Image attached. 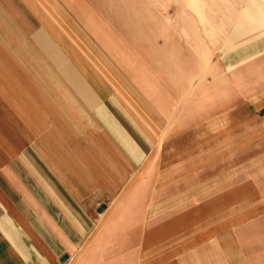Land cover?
Listing matches in <instances>:
<instances>
[{
    "label": "crops",
    "instance_id": "0c3cea01",
    "mask_svg": "<svg viewBox=\"0 0 264 264\" xmlns=\"http://www.w3.org/2000/svg\"><path fill=\"white\" fill-rule=\"evenodd\" d=\"M0 264H264V0H0Z\"/></svg>",
    "mask_w": 264,
    "mask_h": 264
},
{
    "label": "rangeland",
    "instance_id": "374dc122",
    "mask_svg": "<svg viewBox=\"0 0 264 264\" xmlns=\"http://www.w3.org/2000/svg\"><path fill=\"white\" fill-rule=\"evenodd\" d=\"M219 167V159H213L212 160V168H213V171L216 169V168H218ZM217 176H212V180H213V183H214V181H215V178H216Z\"/></svg>",
    "mask_w": 264,
    "mask_h": 264
},
{
    "label": "water",
    "instance_id": "95a60500",
    "mask_svg": "<svg viewBox=\"0 0 264 264\" xmlns=\"http://www.w3.org/2000/svg\"><path fill=\"white\" fill-rule=\"evenodd\" d=\"M65 259H67V255H64V256L61 258V260H65Z\"/></svg>",
    "mask_w": 264,
    "mask_h": 264
}]
</instances>
